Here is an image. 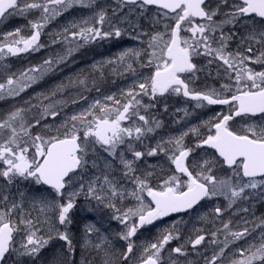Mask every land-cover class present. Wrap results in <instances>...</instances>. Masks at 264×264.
I'll return each instance as SVG.
<instances>
[{
    "label": "snow or ice",
    "instance_id": "6c2138e0",
    "mask_svg": "<svg viewBox=\"0 0 264 264\" xmlns=\"http://www.w3.org/2000/svg\"><path fill=\"white\" fill-rule=\"evenodd\" d=\"M228 4L229 0H220L216 9H209L206 0H114L109 12L108 6H97L98 0H0V17L40 13L29 21L30 36L22 35V29L17 28L0 37V67H4L2 62L10 56L44 48L41 35L50 21L77 7L91 12L89 16L69 21L62 31L53 34L50 46L63 45L61 51L19 73L0 71V76L7 75L0 81V98L19 96L66 63L81 47L119 40L130 28H139V20L152 6L156 8L151 17L153 28L163 23L164 29L136 32V39L148 37L146 48H126L115 57L81 70L74 78L69 77L67 84L62 82L48 95L37 94L33 99L38 103L29 100L25 102L27 107L0 113V180L3 181L0 264L12 252L38 258L50 241L57 238L66 243V251L55 255L51 264H74L68 260L75 249L67 229L81 195L89 202L95 201L96 208L103 206L111 210V219L125 229L118 234L119 239L127 242L126 249L117 254L109 235L94 223L85 224L82 248L92 259H82L81 264H128L138 247L134 241L138 230L170 213L195 212L204 201L221 197L227 201L226 207L217 204L199 217L211 223L214 230L195 229L194 239L190 236L185 244L171 248L168 261L181 264L179 257L188 254V243L196 250L208 240L214 250L210 258L205 257V264H264V218L259 222L249 221L248 209L238 208L233 216L244 213L242 226L240 223L234 226L231 219H222L239 202L248 201L254 193L264 190V123L247 124L242 131L233 130L230 125L234 117L259 114L264 120V70L256 71L249 66L264 68V29L257 31L252 27L243 36L239 32H225L227 25L236 26L242 21L247 28V20L253 16L264 21V0H234L232 9L223 12L224 18L215 19L221 14V5L227 8ZM252 23L255 25L254 20ZM237 37L236 50H229ZM143 55L149 57L148 66L154 65L150 76L142 81L134 80L119 96L105 95L93 100L86 108L65 116L59 125L45 123L48 117L53 121L59 118L66 104L63 99H55L58 93L77 88L81 92L79 98L86 99L82 92L89 90L90 81L91 87L100 93L98 83L107 69L115 74L135 76L133 64L139 63ZM200 56L208 58L206 67L216 65L218 78L223 72L227 82L221 83L219 89L200 91L190 87L198 79L196 73L201 71L194 63V58ZM166 93L182 94L195 101L196 107H205L206 102L227 105L229 111L218 112L201 126L161 139L146 152L137 151L135 144L142 143L161 126L150 115L155 107L151 101ZM143 97H149L150 103L144 104ZM77 102L72 100L73 104ZM201 127L208 129L206 136L201 135ZM37 128L39 131H35ZM190 134L198 140L195 146L185 143V137ZM125 144L131 159L126 152L119 151ZM203 148L214 153L205 152L203 157L191 160L196 150ZM160 154L166 157L167 172L171 174L161 168L159 183L153 186L151 180L157 166H150L153 171L138 174L137 162ZM18 179L34 181L36 190L25 193L17 189L13 193L12 186ZM70 187L74 190L68 191ZM145 193L151 198L147 203ZM260 194L264 195V191ZM129 198L135 203L127 208L117 206V200L123 204ZM26 202L29 208L25 212ZM218 221L220 226H216ZM182 223L174 221L154 242L141 245L139 264H166V246L180 238ZM58 226H63L65 231H59ZM42 231L48 235H41ZM17 235L22 236L18 248L15 247ZM238 242H242L239 247Z\"/></svg>",
    "mask_w": 264,
    "mask_h": 264
},
{
    "label": "rangeland",
    "instance_id": "374dc122",
    "mask_svg": "<svg viewBox=\"0 0 264 264\" xmlns=\"http://www.w3.org/2000/svg\"><path fill=\"white\" fill-rule=\"evenodd\" d=\"M97 6L98 7L108 6L109 9L111 10V7L114 6V1L113 0H98ZM125 11H127V9H125ZM154 13L155 12L147 11L145 16H144L145 17V23H143V21H142L143 17H142L139 20L140 27L137 29H131L130 28L128 30V32L124 36H122L119 40L113 39L111 41L98 43V50H99V57L100 58L94 59L93 63H95L97 61L106 60L108 58L115 57L120 51H122L126 48L140 49L144 45V43H141V41H144L145 39H144V36L141 37L140 39H136L135 38L136 32H138V31L141 32V27L148 26V24H152L151 17L154 15ZM90 14H91L90 10L86 9V8L77 7V8L71 9V10L66 12V15H67V23L66 24H68L69 21L78 20L82 17L89 16ZM39 15H40L39 12L33 11L32 13L27 15L28 17H30V18H28V20H33L34 18H37ZM19 16L20 15H18V14L16 16L14 15V18H17ZM58 19H59V17H57L55 20L50 21L47 25L51 26V25H54V23H55L56 26H60L61 23L59 22ZM18 28L22 29V33H21L22 35H24V36H30L31 35V31H27L30 29V27L23 29L24 26H22V27H18ZM14 30L15 29H13L12 31L5 32V33L13 32ZM55 33H58V31L54 30L51 32H46V36L47 37L53 36V34H55ZM112 41H113V43H112ZM112 45H114V48ZM107 46H109V48ZM81 48H80V52H81ZM85 51H86V48H82V52L84 53ZM27 54L28 53H24V55L19 56L18 59H15L14 57H11V56L8 57L7 59H5L2 62V65L4 67H0V71H2L4 73H11V72L19 73L20 71H22L23 69L27 68L30 65L39 64L40 62H42L44 57H45V59H47V56L49 55L47 52L45 54L43 52H41L40 54H36V55H30V54L27 55ZM109 54H112V55H109ZM146 59H147V61L149 59V57L147 55H146ZM133 66L135 68V64H133ZM151 69L155 70L154 65L148 66V69L146 70L147 72L145 74H136L135 76L132 73H125L124 75H119V74L113 73L111 71V69H107L105 72L103 80L98 83V87L100 88V93L95 92L96 94L90 95V96L89 95H87V96L83 95L84 97H86V99H80L79 95L75 97V96H71V95L67 94V96L64 97L62 94L63 92L58 93L56 95L55 99L65 100L66 106L64 105V107L62 108V113H61L59 118H57V119H55V121H53V119L51 117H48L46 119L45 123H48V124L55 123L56 125H59L65 116H70L74 112L79 111L83 108H86L88 106V104L91 103L95 99L102 98L105 95H112V94H116L117 96H119L120 92L122 90H126L134 82V80L141 81L142 78L150 76L151 75V72H150ZM6 78H7L6 74L3 76H0V81L5 80ZM61 83L62 82L60 80L59 73H58L57 69L53 70L52 72L48 73L42 80L38 81L36 84H33L32 87L27 89L25 92L21 93L19 96H17V97L5 96L3 98H0V113H6L7 111L12 110L14 107H27L28 105L25 102H27L29 100H31L32 104H36V103H38V101L36 99H33V98L36 97L37 94L43 93L44 95H48L53 89H55V87L57 85H59ZM91 88L92 87H91V82H90L89 83V89H91ZM90 92L91 91H86V94L90 93ZM158 97L160 98V96H158ZM144 98L145 97H143V103H144ZM73 99L77 100L78 102L71 105V102ZM79 99H80V102H79ZM146 100H147V98H146ZM189 101H190V98H186L181 94L176 95V96L175 95L174 96H172V95L171 96H168V95L163 96L162 97V103H161L162 111L159 110V112L157 114L153 110H151V112H150V115L161 123V126L159 128H157L153 133H149L144 138L142 143H136L135 149L137 151L146 152L150 147H154L157 144V142L160 141L161 139H167L170 136L179 135L182 131H186L187 129L195 126V124H196L194 122L195 119L203 120L206 117L209 118V117L213 116L209 112L202 113L201 111L190 110ZM46 103H47V101H46ZM146 104H148V103H146ZM194 106L196 107V103H194ZM198 108H201V107H198ZM159 109H160V107H159ZM177 109H181V111H177ZM185 110L188 113L187 116H185ZM29 115H31V114H29ZM214 115H215V113H214ZM177 121H179V123H176ZM203 122H205V121H203ZM253 122L264 123V120H262L261 118L255 120V121L245 120L243 122L235 124L234 128L237 131H242L243 128L245 127V125L253 123ZM201 125H203V124H201ZM201 125H197V126H201ZM35 131H39V129L37 128ZM35 131L33 134H35ZM200 132H201V134H204V133L208 132V129L201 127ZM204 136H206V135H204ZM189 137H190V144H192V143L197 144L198 143L197 138L194 135L190 134L189 136L185 137V143L186 144L188 143ZM119 151L126 152L128 159L132 158L131 153L127 152V145L126 144L121 146ZM200 154H201V152H200ZM204 155H205V153L199 155L196 159H199L200 157H203ZM196 159L193 158L192 160H196ZM150 166H157V167H155V175L153 176V178L151 180V183L153 184V186H155L156 184L159 183V180L157 179V177L161 176V168L165 170L166 174H171L170 172H167L168 162H167L166 157L163 154H160L158 156H153V157H147L146 156L142 160L138 161L137 162L138 174H142V173L148 172V171H153V167H150ZM221 174H224V173H221ZM227 174L230 175L231 173L229 172ZM2 183H3V181L0 180V184H2ZM127 186L131 187V185H127ZM75 187L78 188L79 184H76ZM17 189H19L20 191L25 192V193H28L30 190L35 191L36 190L35 182L32 180L25 181L23 179H18V182L12 186V192L16 193ZM40 190L43 191V188H41ZM73 190H74V188H72V187L68 188V191H73ZM260 191H264V190H260ZM144 195L146 197L145 202L147 203L148 202L147 194L145 193ZM80 198L84 199V200H82V202H79ZM253 198H256V201H254ZM252 201H254V202H252ZM116 203H117L118 207L127 208L130 206V204H134L135 201L132 200L131 198H129L123 204H121L119 200H117ZM251 203H253L251 207H253V209L255 208L254 210L257 209V212L254 210H251V211L249 210L248 205H250ZM217 204H220V205L226 207L227 201H225L223 199V197H221L219 199H214L211 202L205 201V203H203L198 208V211L192 212L188 215H180V216H177L176 218H174L170 221H167L165 223H158L156 225H153L150 227H145V228L141 229L140 231H138L136 236L134 237V241L138 247H137L135 253L133 254L132 258L128 261V264H135L138 262V257L140 256V253L142 250L140 247L141 245H144L147 242H154L155 239L160 235L162 230L171 226L174 221L180 220V221H183V223L180 226V238L171 241L166 246L167 250L164 252V258H165L166 264H170V262L168 261V252L171 250V248L177 247L181 244H185V242L189 238V235H188L189 230L192 232V235H190L192 239L195 238V234H194L195 229H204L206 232H210V231L214 230L213 225L211 223L202 221L199 219V217L202 214L209 212ZM235 206L232 209H230L222 217L223 220H227L229 217H231L233 215V213L237 212L238 208H247L249 210L250 214H247V217H246L249 221L259 222V219L261 217L264 218V195H261L259 191L257 193H254L250 200L239 202ZM28 208H29V205L26 202L24 211L25 212L28 211ZM77 209L80 211L88 210L89 213H91V212L97 213V219H98L97 224L99 226H103V224H104L103 222H105L104 220L100 221L101 217H103L104 219H106V216L108 218H111V214H112L110 209H104L103 206H100V208H96V202L95 201H91V202L87 201L83 195H81L80 197L77 198L76 207L73 209L71 215L75 216V214H77ZM243 217H245L244 214H243ZM15 218L18 219L19 217L17 216ZM257 218H258V220H257ZM209 219H211V218H209ZM99 221L102 223H100ZM189 221H190V223H189ZM232 223L234 226L238 223H240L242 226V222L240 220H238L236 222H232ZM117 225L119 226L118 227L119 232H122L125 230L124 227L119 222H117ZM189 226H190V228H189ZM216 226H220L219 221L217 222ZM58 227H59V231H65V228L63 226H58ZM82 230H83V232L80 233V236L78 235V233H77L78 236H76V234L74 233V239H76V238L78 240L83 239L84 226H82ZM67 231L71 235V231L69 230V226H68ZM40 234L44 235V236L48 235V233L46 231H42ZM222 238H223V235L220 236L221 240H223ZM21 239H22L21 235L16 236L15 247H17V248L19 247V243H20ZM93 239H95L94 236H93ZM238 243L239 244H237V247H239L240 243H242V242H238ZM63 244H65V246H66L65 242ZM189 245L191 246L190 243H188L186 245V252L188 254L184 257H179L181 264H189V261L193 262V264H205V257L210 258L212 253H213V250H214V248L209 244L208 240H206L204 242L203 246H199L196 250L189 249ZM65 246L62 245L59 248L66 251ZM48 248H49V245L46 246V248L41 251L39 257L36 258L37 264H44L45 262H47L49 264L52 261L53 257L47 256V254L49 253ZM81 248H82V245H81ZM216 250H218V249H216ZM118 251H120V250L118 249ZM43 253H44V255H42ZM8 255L9 256L7 257L5 264L20 263L22 259H26V258L30 262V264H32V262H33L32 257L22 256L16 252H12ZM86 255H88V254H86ZM68 260L70 262H74V264H75V262H77V264H81V261H82L80 259L74 261L73 258L70 259V255L68 256Z\"/></svg>",
    "mask_w": 264,
    "mask_h": 264
},
{
    "label": "flooded vegetation",
    "instance_id": "af4514ba",
    "mask_svg": "<svg viewBox=\"0 0 264 264\" xmlns=\"http://www.w3.org/2000/svg\"><path fill=\"white\" fill-rule=\"evenodd\" d=\"M233 2H234V0H229V4H228L227 8H225V7H223L221 5V14L218 15L215 19H217V20L223 19L224 18L223 15H222L223 12L230 11L232 9V3ZM218 4H220V0H206V5L208 6L209 9H216ZM109 11H111V10L109 9ZM148 11L156 12V8L155 7H151ZM14 15L16 16L17 14H10V15H5L4 17H0V37H2L4 34H6L5 32L12 31L13 29H17L18 27L24 26L23 29H25L27 27H30L29 21H32V20H28V18H30V17H28L27 15H24V16L20 15L19 17L14 18ZM35 19L36 18H34L33 20H35ZM133 19H135V18L133 17ZM58 20L61 23L60 26H56L55 23H54V25H51V26L46 25L45 29L42 32L41 43L44 44L45 47L41 48L39 51L29 52L27 55H29V54L30 55H36V54H40L41 52H43L44 54L47 52L50 55L52 53H56V52L62 50V48L64 47L63 45H52V46H50L51 45V40L53 39V36H48V37L46 36V32H51V31H54V30H57L58 32L62 31L63 27L67 23L66 12L63 15L59 16ZM253 20L255 21V25H253V23H252ZM142 21H143V23H145V17H143ZM244 23L245 22L242 21L241 24H238L236 26L227 25L225 27V32L226 33L229 32V31L239 32L240 35L243 36V35H246L247 32L252 29V27H255L257 31H260V30L264 29V21H261V19L259 17H254L253 16V17L248 18V20H247L248 27L247 28H245L243 26ZM163 30H164L163 29V23H161L160 25L156 26L155 28H153L152 24H148V26L141 27V32L142 31H148L149 33H151L152 31H163ZM27 31H30V29L27 30ZM147 38H148L147 36H144V39H145L144 42L145 43H144V45L141 48H146L147 47V44H146ZM112 43H113V41H112ZM238 43H239V37H237V40H236L235 43H231L230 44L229 50L235 51L236 48H237V44ZM109 46H107V47L109 48ZM112 46L114 48V45H112ZM82 48H86V51L84 53L82 52ZM82 48H81V52L79 50L78 52L74 53L73 56L66 63H63V64L59 65L58 67H56L54 69V70L57 69L61 82L67 84L69 77H73L74 78L77 73L81 72V70L90 69V66L92 64H94L93 63L94 59H99L100 58L99 57V50H98V43L88 44V45L83 46ZM22 55H24V54H21L19 56H22ZM109 55H112V54H109ZM19 56H15L14 58L18 59ZM48 56H47V58H48ZM84 56L87 57L86 65L80 63L81 62L80 59H82ZM44 59H45V57L43 58V60ZM207 60H208V58H205L203 56L194 58V63L197 64V67L200 68L201 71H198L196 73V77H198V79H194V82L190 85V87H194V88H196L197 90H200V91H206L207 88H211V87H215V88L219 89V86H220L221 83H226L227 82V79L225 77H223V72L222 71H221L220 78L217 77V67H216L215 64L206 67ZM89 63L91 65H89ZM134 64H135V69H136L137 74H145L147 72L146 70L148 69V65H147L146 55H143L140 58L139 63H134ZM249 66L250 67H254V69L256 71L264 70V68H262L260 65H251L250 64ZM153 71H154V69H151V71H150L151 74H152ZM183 78H187V77H183ZM142 80H143V78H142ZM206 85H207V87H205ZM88 91H91V92L86 94V91H85V92H82V95H85V96L89 95L90 96V95H94V94L97 93L95 91V89H93V88L89 89ZM62 94H63L64 97H66L67 94L76 97L78 95L80 96L81 92L77 88H67V89H65V91ZM166 95H168V96H171V95L174 96L175 95L176 96V94H174V93H172V94H167L166 93L163 96H166ZM163 96H160V98L157 97V99L155 101H151V103H153L155 105V107H153L151 110L155 111L156 114L159 112V110L162 111L161 103H162V97ZM146 98H147V100H146ZM79 102H80V99H79ZM144 103L145 104L146 103H150L149 97H145L144 98ZM189 103H190V110L201 111L202 113L209 112L210 114L213 115V116H211L209 118L206 117L203 120L195 119L194 120V122L196 123L195 126L203 124L202 123L203 121L209 120L210 118L214 117L216 115V113H218V112H223V113L227 114L228 111H229V108H228L227 105H207L206 102H205V107L198 108V107L194 106L195 101H192L190 99ZM72 104L73 103L71 102V105ZM65 106H66V104H65ZM159 107H160V109H159ZM214 113H215V115H214ZM259 118H260L259 115H257L256 117H249V116L234 117L233 121L230 122V125H231V128L233 130H236L234 128L235 124H238V123L243 122L245 120L255 121V120L259 119ZM207 134H208V132H206L204 134H201V135L204 136V135H207ZM187 145L195 146L196 144H194V143L190 144V137H189ZM200 152H201V154L207 152L209 155L210 154L212 155L214 153V150L207 149V148L197 149L196 152L191 157V160L193 158L196 159L199 155H201ZM147 199H148V197H147ZM253 199H254V201H256V198H253ZM148 201H150V200L148 199ZM254 201H252V202H254ZM203 203H205V201ZM252 204L253 203L248 205L250 211L255 209V208L253 209V207H251ZM249 210H248V214H250ZM196 211H198V209ZM254 211L257 212V209L254 210ZM190 213H192V211H189L188 213H184V214H180V215H188ZM243 214L244 213L241 212V213H239V214H237L235 216L232 215L227 220L231 219L232 222H236L241 217H243ZM180 215H173V216H170V217H168L166 219H158L153 224L146 225L143 228L150 227V226L156 225L158 223H165V222L170 221V220H172V219H174V218H176L177 216H180ZM72 216L73 215H71V218H72ZM236 217H239V218H236ZM93 218H94L95 221H92V222L96 225V223H97V213H96V215ZM261 218H263V217H261ZM257 220H258V218H257ZM189 223H190V221H189ZM143 228H141V229H143ZM189 228H190V226H189ZM69 230L71 231L70 238L73 239L74 233H73V227L71 226V224L69 225ZM140 230H138V231H140ZM188 235H189V237H190V235H192V232L190 230L188 232ZM63 243H64V241H61L59 239L51 240L50 243H49L48 252L50 253V252L54 251L55 249L61 247L63 245ZM237 244H239V243H237ZM191 246L189 245V249L193 250V248ZM8 256L9 255H6L5 260L3 261V264H5Z\"/></svg>",
    "mask_w": 264,
    "mask_h": 264
},
{
    "label": "trees",
    "instance_id": "16d2710c",
    "mask_svg": "<svg viewBox=\"0 0 264 264\" xmlns=\"http://www.w3.org/2000/svg\"><path fill=\"white\" fill-rule=\"evenodd\" d=\"M41 63V62H40ZM112 215V214H111ZM106 216V215H105ZM72 223H71V226L73 227V233L76 234V236H80V233L83 232L82 230V226L88 223H93L92 221H84V220H80L78 221L77 218L75 216H72ZM104 220L105 222H103V226H99L97 223H96V227H99L101 228L102 231H104L107 235H109L110 239L112 240L113 242V248L114 250L116 251V253L118 254L120 251L122 250H125L126 247H127V242L125 241H122L119 239V232L118 231V225H117V222L118 221H115V220H112L111 218H108L106 216V219H104L103 217H101V220L102 221ZM99 221V222H100ZM97 222H98V219H97ZM102 223V222H100ZM101 225V224H100ZM79 226V227H78ZM78 233V235H77ZM72 242H73V245H74V252L70 254V259L73 258L74 261L80 259V260H91L92 257L89 255L88 251L84 250L83 248H81V245L83 243V239L82 240H78L77 238L72 239ZM122 245V246H121ZM63 246H65V244H63ZM66 247V246H65ZM118 249L120 251H118ZM61 251H64L63 249L61 248H57L55 249L54 251L50 252L49 254H47V256H52L54 257L55 255L61 253ZM88 254V255H86ZM44 255V253L42 254ZM41 257V256H40ZM79 257V258H78ZM33 258V257H32ZM40 259V258H39ZM37 264V259L36 258H33V262L32 264ZM77 263V262H76ZM15 264H30V262L27 260V258L24 260L22 259L20 263H15ZM44 264H48L47 262H45ZM51 264V262L49 263Z\"/></svg>",
    "mask_w": 264,
    "mask_h": 264
},
{
    "label": "bare ground",
    "instance_id": "6f19581e",
    "mask_svg": "<svg viewBox=\"0 0 264 264\" xmlns=\"http://www.w3.org/2000/svg\"><path fill=\"white\" fill-rule=\"evenodd\" d=\"M81 60V62L80 63H82V64H85L86 65V63H87V57H83L82 59H80ZM89 65H91L90 63H89ZM82 200H84V199H79V202H82ZM96 215V213H93V212H91V213H89L88 212V210H82V211H80V210H78L77 209V214H75V217L77 218V220L78 221H80V220H84V221H95L94 220V216ZM236 218H239V217H236ZM245 217H241L239 220L242 222V220L244 219ZM254 222V221H253ZM95 238V237H94ZM89 253V252H88ZM91 257H92V255L91 254H89ZM75 264H77L76 262H75Z\"/></svg>",
    "mask_w": 264,
    "mask_h": 264
},
{
    "label": "water",
    "instance_id": "95a60500",
    "mask_svg": "<svg viewBox=\"0 0 264 264\" xmlns=\"http://www.w3.org/2000/svg\"><path fill=\"white\" fill-rule=\"evenodd\" d=\"M152 7H155V6H152ZM258 115H259V114H258ZM148 199L150 200L151 198L148 197ZM187 212H188V211H187ZM182 213H186V212L170 213L168 216H166V217H162V218H160V219H166V218H168V217H170V216L178 215V214H182ZM137 264H139V263H137Z\"/></svg>",
    "mask_w": 264,
    "mask_h": 264
}]
</instances>
